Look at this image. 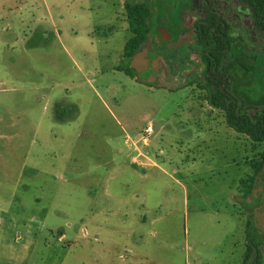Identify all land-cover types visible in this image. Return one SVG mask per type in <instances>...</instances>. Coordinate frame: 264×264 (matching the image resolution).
Listing matches in <instances>:
<instances>
[{
  "label": "rangeland",
  "instance_id": "rangeland-1",
  "mask_svg": "<svg viewBox=\"0 0 264 264\" xmlns=\"http://www.w3.org/2000/svg\"><path fill=\"white\" fill-rule=\"evenodd\" d=\"M129 1L150 11L139 50L158 56L154 68L161 62L151 83L115 71L132 37L123 0H0V264H238L247 240L216 236L234 211L245 235L251 209L236 183L252 156L244 138L208 119L203 83L184 81L198 65L185 41L159 42L162 25L179 24L185 39L190 22L170 18V0ZM248 76L241 82L264 87L263 75ZM96 226L123 230L134 249L143 234L149 256L121 261L116 243L126 240L93 245ZM194 233L213 238L212 262Z\"/></svg>",
  "mask_w": 264,
  "mask_h": 264
},
{
  "label": "flooded vegetation",
  "instance_id": "flooded-vegetation-1",
  "mask_svg": "<svg viewBox=\"0 0 264 264\" xmlns=\"http://www.w3.org/2000/svg\"><path fill=\"white\" fill-rule=\"evenodd\" d=\"M170 1L172 2L170 18L179 20L182 24L190 22V35L185 36V39L183 34L176 35L174 30L179 24L170 22L169 26L162 25L163 27L158 28V39L159 42L183 40L188 48L189 59L192 61L190 57L192 54L198 59V65L192 62L189 66V74L184 81L203 83L202 91L207 97L204 106L208 111V119L227 127L229 121L235 125L251 121L254 124H261L264 129L263 83L259 80L261 86H257L255 90L254 87L248 86L246 81L241 82L244 73L248 74L255 84V78L264 76V24L260 22L259 16L253 10L245 8L240 0ZM200 26L211 27L213 30L220 28L221 33L226 32L232 41L230 47L220 53L222 67L218 69H208L201 61L203 52L196 45V33ZM160 29L164 31V35L160 34ZM166 38L169 40H164ZM153 54L155 57L152 53H147L148 68L141 73V75L147 73L146 80L151 73L158 71L161 65V62H157V67L154 68V61L158 56ZM207 57L215 61V56ZM197 66L199 69L195 70ZM199 72H202L201 76ZM214 111L220 113L219 117L213 114ZM230 116L233 120H229ZM233 131L236 140L244 138L247 144L242 152L246 157L252 156L247 166L250 174L243 180L240 178L237 180L236 185L241 198L236 199H241L247 210L251 209V213L244 214V236L248 251L254 255L253 261L248 264H254L257 250L261 257L264 255V228L258 219V213L261 212L264 216V134L250 136ZM253 158L257 160L253 161ZM248 200L250 202H247ZM237 214L240 215L239 211ZM250 219L253 220L252 224H249Z\"/></svg>",
  "mask_w": 264,
  "mask_h": 264
},
{
  "label": "trees",
  "instance_id": "trees-1",
  "mask_svg": "<svg viewBox=\"0 0 264 264\" xmlns=\"http://www.w3.org/2000/svg\"><path fill=\"white\" fill-rule=\"evenodd\" d=\"M123 1L126 8L127 24L129 31L132 33V37L126 41L123 49V59L126 61L125 68L117 67L116 70L122 71L126 76L134 78L135 72L129 67V61L133 54L140 49L141 44L145 40L146 34L149 32L147 19L150 11L142 2H130L129 0ZM240 2L248 10H253L256 15L259 16L260 22H263L264 24V0H240ZM196 35V45L203 52L201 59L202 63L208 69L220 68V53L227 50L232 42L227 33H221L220 28L213 30L211 27L200 26ZM207 55L215 56V61L209 59ZM229 120H233V117L230 116ZM228 123L229 127L233 130L250 136L264 134V129L261 124H254L251 121H243V123L238 125L232 124L230 121ZM248 253L250 254V250ZM249 254H247V257ZM254 264H261V254L259 250H257Z\"/></svg>",
  "mask_w": 264,
  "mask_h": 264
},
{
  "label": "crops",
  "instance_id": "crops-1",
  "mask_svg": "<svg viewBox=\"0 0 264 264\" xmlns=\"http://www.w3.org/2000/svg\"><path fill=\"white\" fill-rule=\"evenodd\" d=\"M125 43H126V40L121 44V45H123V49H124ZM122 57H123V50H122ZM116 66L117 65H115L114 67H116ZM114 67H113V70H114ZM115 71L122 72V71H118V70H115ZM58 118H59V116H58ZM140 155H141V152H137L136 156L133 157L131 161L133 163L135 162L136 164H139L141 166L142 164L137 161V158ZM140 206H141V204H140ZM233 211H234V209H233ZM234 212L231 215L226 216V218H224V223L227 224L228 220H231L230 218H232V217H234V215H236L238 219L235 222V224L234 225L230 224L229 226L227 224L226 227H223V229H222V235H221V233H219L216 237H218L219 239H220V237L221 238L222 237L223 238L226 237V239H229L227 236H231V238H234L235 233L237 231L238 236L241 235L243 237V242H244V238L246 240V237L242 234V230H241L242 229L241 228L242 224H241V226H239L240 220H241V218H240L241 216L239 214H237V213H234ZM123 216H124V218H127L128 214L124 213ZM107 218H110V217L108 215H106L105 219L107 220ZM197 220H195V221L198 224H199V221H202L201 218L198 220V222H197ZM207 222H209L208 219H207ZM105 226L107 227V225H105ZM236 226H237V228H236ZM97 227L98 226H96L95 229L92 232V242L91 243L93 245H99V246H106L107 245L109 247H112V243H110V241H111L113 236L114 237L117 236L118 238H120V240H122V238H124L126 240V242L116 243V244H120L121 245V247L119 249V251H120L119 256H120V260L121 261H126L128 258H131L132 255L133 256L138 255L140 261H141V259L146 260L147 257L149 256V252L147 250L146 251L143 250V249H145L143 247V245L148 243L146 241V239H145V236L143 234H138L137 235L139 240H141V248L134 249L128 242L129 241L128 240L129 234L124 235V233H123L124 231L123 230L121 232L116 233V235H114L113 232H110L109 230H98ZM230 227H232V228L230 229ZM100 228H102V226H100ZM152 235H155V232H153ZM196 237H197V233H194V238L196 240L194 243H198L202 247V253L201 254L204 257L202 259H205V261L208 262V263L212 262L215 259V256L212 254V252H210L212 250L211 248L214 245L213 244V238L210 237V239H207L208 243H206L203 239L196 238ZM193 241H194V239H193ZM238 245H239V241H235V242L232 241V247L229 249L230 255H232V256L234 255V249ZM246 254H249V253H248V249L246 247V242H245V245H243V252H241V254L238 256V261H237L238 264H242L243 260L246 259ZM253 257H254V255L253 256H251V254L248 255V263L249 262L251 263L253 261ZM202 262H204V261L202 260Z\"/></svg>",
  "mask_w": 264,
  "mask_h": 264
},
{
  "label": "water",
  "instance_id": "water-1",
  "mask_svg": "<svg viewBox=\"0 0 264 264\" xmlns=\"http://www.w3.org/2000/svg\"><path fill=\"white\" fill-rule=\"evenodd\" d=\"M149 60L147 59V51L145 49L138 50L129 61V67L135 72L136 78L147 83H151L150 79L142 80L141 73L148 68Z\"/></svg>",
  "mask_w": 264,
  "mask_h": 264
},
{
  "label": "built area",
  "instance_id": "built-area-1",
  "mask_svg": "<svg viewBox=\"0 0 264 264\" xmlns=\"http://www.w3.org/2000/svg\"><path fill=\"white\" fill-rule=\"evenodd\" d=\"M151 132H152V128H151V126H147V127H145V129H144V133H145L147 136H148ZM142 141H143L144 144H146V143H147V138H146V137H143V138H142Z\"/></svg>",
  "mask_w": 264,
  "mask_h": 264
}]
</instances>
